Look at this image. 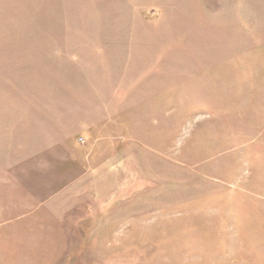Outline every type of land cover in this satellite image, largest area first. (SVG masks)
Instances as JSON below:
<instances>
[{
  "label": "rangeland",
  "instance_id": "rangeland-1",
  "mask_svg": "<svg viewBox=\"0 0 264 264\" xmlns=\"http://www.w3.org/2000/svg\"><path fill=\"white\" fill-rule=\"evenodd\" d=\"M0 264H264V0H0Z\"/></svg>",
  "mask_w": 264,
  "mask_h": 264
}]
</instances>
